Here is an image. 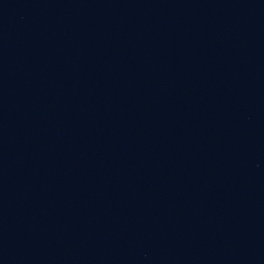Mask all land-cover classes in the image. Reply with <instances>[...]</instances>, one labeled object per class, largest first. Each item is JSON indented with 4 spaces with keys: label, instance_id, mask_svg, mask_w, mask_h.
I'll list each match as a JSON object with an SVG mask.
<instances>
[{
    "label": "water",
    "instance_id": "obj_1",
    "mask_svg": "<svg viewBox=\"0 0 264 264\" xmlns=\"http://www.w3.org/2000/svg\"><path fill=\"white\" fill-rule=\"evenodd\" d=\"M0 264H264V0H0Z\"/></svg>",
    "mask_w": 264,
    "mask_h": 264
}]
</instances>
